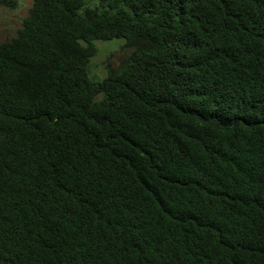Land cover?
<instances>
[{
	"label": "trees",
	"instance_id": "16d2710c",
	"mask_svg": "<svg viewBox=\"0 0 264 264\" xmlns=\"http://www.w3.org/2000/svg\"><path fill=\"white\" fill-rule=\"evenodd\" d=\"M0 264H264V0H32L0 43Z\"/></svg>",
	"mask_w": 264,
	"mask_h": 264
},
{
	"label": "rangeland",
	"instance_id": "374dc122",
	"mask_svg": "<svg viewBox=\"0 0 264 264\" xmlns=\"http://www.w3.org/2000/svg\"><path fill=\"white\" fill-rule=\"evenodd\" d=\"M18 6L9 9L0 5V43L11 39L22 26L28 16L32 0H17ZM97 54L92 58L88 76L98 80L107 75L111 69H116L128 57L132 48L125 45L124 39L95 42Z\"/></svg>",
	"mask_w": 264,
	"mask_h": 264
}]
</instances>
